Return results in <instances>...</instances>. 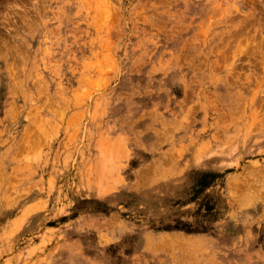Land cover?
I'll list each match as a JSON object with an SVG mask.
<instances>
[{
  "label": "rangeland",
  "instance_id": "obj_1",
  "mask_svg": "<svg viewBox=\"0 0 264 264\" xmlns=\"http://www.w3.org/2000/svg\"><path fill=\"white\" fill-rule=\"evenodd\" d=\"M0 264H264V0H0Z\"/></svg>",
  "mask_w": 264,
  "mask_h": 264
},
{
  "label": "trees",
  "instance_id": "obj_2",
  "mask_svg": "<svg viewBox=\"0 0 264 264\" xmlns=\"http://www.w3.org/2000/svg\"><path fill=\"white\" fill-rule=\"evenodd\" d=\"M184 230H185V232H188V233L191 232V230L186 228V227L184 228Z\"/></svg>",
  "mask_w": 264,
  "mask_h": 264
}]
</instances>
